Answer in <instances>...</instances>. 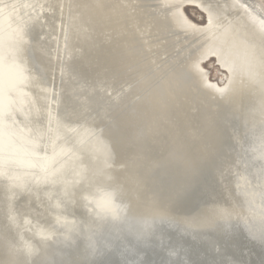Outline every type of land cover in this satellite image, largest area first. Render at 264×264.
Listing matches in <instances>:
<instances>
[{
  "label": "water",
  "instance_id": "95a60500",
  "mask_svg": "<svg viewBox=\"0 0 264 264\" xmlns=\"http://www.w3.org/2000/svg\"><path fill=\"white\" fill-rule=\"evenodd\" d=\"M5 1L11 9L7 13L0 7V105L19 103L21 94L25 103L22 112L28 119L21 124L25 132L20 134L24 130L18 124H11L0 117V188L3 189L1 194L5 208L9 211L7 215L15 216L24 231L32 233L41 242L50 244V250L56 249L66 254L74 248L81 257L94 260L110 257L119 264L122 258L142 257L148 261L162 257L172 264H195L212 259L230 260L232 264H261L264 260V241L261 239L264 236V158H261L264 145L261 144L260 137L264 133V125L259 121L254 122L251 118L252 111H241L238 120L236 116L222 114L228 139L220 144V152L211 147L205 150L209 177L204 175L203 183L196 182L185 171L179 152L175 155L169 151L163 153L161 141L151 140L149 136L145 138L139 131L135 133L133 129L127 128V135L133 142L145 148V163L149 167L144 172L139 194L125 195L118 201L122 205H128L124 222H114L110 217L105 219L98 216L96 201L103 196V192L97 191L95 187L90 188L89 182L102 179L97 175V169L104 166L102 153L106 148L86 137L81 125L93 127L97 132L100 130L98 108L102 103L95 104L89 111L83 108L73 110L71 107L56 111L52 103L47 104L45 93L32 90L15 75L12 76L9 56L15 51H27L46 70L67 73L64 61L58 57L59 50L64 53L67 50L64 38L34 27V23H30L28 19L36 16L34 12L41 6L49 7V0ZM196 9L200 12V9ZM11 11H15L16 16H11ZM18 18L22 19L15 21ZM92 22H95V26H100L101 33L98 35L90 33ZM80 26L88 30L85 32L87 43L88 40H97L96 52L92 53L90 50L85 57L98 62V50L103 51L104 44L101 43L106 41L102 24L97 15H85ZM58 28L54 27L52 30L59 33ZM48 33H52L54 38ZM87 43L80 48L84 50ZM111 57L106 55L101 58L106 63L103 67L106 70L104 78L108 77V72H117L125 65L123 60L117 59L120 57ZM58 64L63 69H58ZM215 64L217 65L216 61ZM109 83L110 81L104 80L102 88H97L98 91L104 90L106 94L112 95L115 87L109 91ZM13 84L16 87L12 88L10 94L9 88ZM42 143H50L49 149L43 150ZM37 160L41 163L33 167L31 162ZM12 161L22 163H11ZM121 163L122 160L117 155L115 164L107 171L123 179L126 172L121 168ZM45 174L48 175L47 180L43 179ZM193 176L196 178V175ZM32 187L58 201L47 225L37 221L28 213V209L22 207L19 195ZM198 188L199 196L209 198L213 205L231 213L232 229L229 232L218 233L203 224L191 220L186 222L185 218H180L178 211L175 219L162 227L157 224L152 234L145 236L137 244L135 255L124 252L122 257L119 253L123 251V246L119 241L116 243L120 246L115 250L104 246L105 240H110L117 234L113 225L125 228L127 222L135 223L137 220L150 218L153 215V200L165 204L174 214L180 200H196ZM89 192H94L95 197L86 200L85 196ZM192 209L193 206L189 208L188 214ZM128 239L135 243V237ZM92 241H97L95 252L89 247ZM170 251L177 254L169 255Z\"/></svg>",
  "mask_w": 264,
  "mask_h": 264
},
{
  "label": "bare ground",
  "instance_id": "6f19581e",
  "mask_svg": "<svg viewBox=\"0 0 264 264\" xmlns=\"http://www.w3.org/2000/svg\"><path fill=\"white\" fill-rule=\"evenodd\" d=\"M49 1V7L41 6L39 12H34L36 16L28 19L30 23H34V27L64 38L67 51L64 53L59 50L58 57L64 61L67 73L46 70L34 56L25 50H19L10 56L7 54L13 64L12 76L15 75L32 90L45 93L47 104L52 103L56 111L66 110L67 107L89 111L95 104L102 103L98 108L100 130L97 133L105 141L108 140L110 128L125 122L129 125L128 129H133L135 133H147L151 140L161 141L163 153L169 151L171 154H178L181 145L195 140L204 162L189 172V175L196 182L203 183L204 175L209 177L205 144L220 152V144L228 139L222 114L236 116L238 120L241 111L250 110L254 122L259 121L264 125L259 47V39L264 35L262 0H194L193 4L186 5L194 13L193 17L187 11L185 14L193 23L203 28H208V12L200 13L194 4L206 5L210 2L213 5V25L208 31L195 35L186 33L171 20V10L165 8L167 0ZM7 3L0 0V7L8 13L11 6ZM241 4L249 7L242 8ZM12 15L16 16L15 11H11ZM85 15H97L102 24V33L105 32L106 41L101 43L104 44L103 51L98 50V62L85 57L90 50L92 53L96 52L97 42L88 40L87 43L85 32L88 30L80 26ZM166 15L169 23H165ZM201 15L204 16L203 21L200 19ZM20 19L22 18L15 21ZM54 27H59V33L52 30ZM99 32L101 33L100 26H95V22H92L90 33L98 35ZM52 33L48 35L54 38ZM85 43L88 46L82 50L80 47ZM209 48L226 54L233 67L231 72L227 67L220 68L216 55L208 56L201 64L206 67L205 63L208 62L216 66L218 71L210 79L218 87L229 84V78L231 79V90L225 97L204 88L203 84L199 89L189 86L179 76L181 68L190 65L191 57L199 59L200 52ZM106 55L112 56L111 58L120 57L117 59L123 60L125 65L117 72H108V77L104 78L106 70L103 67L106 63L101 58ZM58 69L63 68L58 64ZM104 80L110 81L109 86L107 85L109 91L115 87L112 95L106 94L104 90L98 91L97 88H102ZM154 81L163 83L162 91L150 86ZM19 100V103L8 106L0 105V117L11 124L15 122L22 128L21 124L28 119L22 112V108H25L24 96L20 94ZM24 132L25 130L20 131V134ZM43 143L41 148L48 150L50 143ZM2 190L0 188V261L9 259V241L15 245L14 258L21 262L30 260L31 264H60L77 258L76 249L73 248L66 254L60 250H50V244H45L32 233L24 231L16 220L14 223L10 222ZM44 194L42 190L32 187L22 191L19 198L22 207L29 210L28 213L47 225L58 201ZM195 198L190 202L180 200L173 216L179 211L180 218H185L186 222L191 220L203 224L196 219H201L202 214L213 203L209 198L199 196V188ZM192 206L193 209L188 214ZM26 245L33 248L34 255L31 258L26 254Z\"/></svg>",
  "mask_w": 264,
  "mask_h": 264
},
{
  "label": "snow or ice",
  "instance_id": "6c2138e0",
  "mask_svg": "<svg viewBox=\"0 0 264 264\" xmlns=\"http://www.w3.org/2000/svg\"><path fill=\"white\" fill-rule=\"evenodd\" d=\"M194 0H167L165 8L171 10V20L175 22L179 27H181L186 33H192L193 35L203 33L208 31L213 25V17L211 10L213 5L209 2L208 4L195 3L194 6L200 9V12H208L207 25L208 28H203L198 26L197 23H193L186 13V5L193 4ZM240 7H249L247 5L241 4ZM201 21H203L204 16L201 15ZM165 23H169L167 15L165 16ZM255 47V45H253ZM259 47L261 50V90L264 92V35L259 39ZM216 55L218 58V63L220 67H227L229 71H233L232 64L229 62L228 56L220 51H213L211 48L203 50L200 52L199 59L194 56L190 58L191 63L188 66L181 68L179 76L183 83L194 86L199 89L200 85L206 89L213 90L215 93L219 94L221 97H225L229 94L231 90V79L229 78V84L224 87H218L217 83L211 82V77L213 73L217 72L215 65L208 67H202L201 64L208 56ZM171 85V81H169ZM157 89L163 90V83L160 81H154L153 85ZM16 87L15 84L9 88V93L11 94L12 88ZM261 110L264 112V98L261 100ZM86 123V121H85ZM83 134L91 139L96 140L99 144L105 145L106 150L102 153L103 155V167L97 169V175L102 177L100 180H94L89 182V187H95L97 191L103 192V196L96 201V207L98 209L97 215L105 219L110 217L114 222H124L125 213L128 208L127 204H120L118 201L122 199L125 195H138L139 190L143 185L144 172L148 165L145 161L147 159L145 155V148L143 146L136 145L133 140L127 135V128L129 125L127 122L123 124H118L114 128H110L108 131V140L105 141L101 138V135L97 133L93 127H84ZM145 138L147 133H143ZM261 144L264 145V133L260 137ZM110 144V147L108 145ZM208 145L205 144V149ZM34 151V150H33ZM181 153V162L185 171L191 172L196 169V167L204 162V157L201 155L195 140L192 142H186L178 148ZM119 155L122 160L121 168L126 172V176L121 179L115 174L108 172L107 169L112 168L116 162V156ZM261 158H264V153L261 154ZM11 163H22V161H12ZM32 166H38L41 162L39 160L31 162ZM264 171V169H262ZM40 179V177H37ZM43 179L47 180L48 175L45 174ZM178 194V193H177ZM89 197H95L94 192H89L85 199ZM151 207L153 210V215L144 219L143 221L137 220L135 223L127 222L125 228H120L118 225H113L116 228V235L110 239L105 240L104 246L109 250H115L120 245L123 246V251L119 254L124 257V252H128L135 255L137 252V244L147 235L152 234L154 227L159 224L161 227L170 223L175 217L170 212L168 207L158 201L153 200L151 202ZM231 213L226 209L219 208L215 205H210L206 213L202 214L201 222L203 225L209 229H212L218 233H227L232 229V224L230 220ZM10 222H15V216L10 215L8 217ZM223 222V223H221ZM128 237H135V243L130 241ZM264 241V236L261 237ZM120 242V245L116 243ZM97 241H92L89 245L93 252L96 251ZM15 245L11 244L9 241L8 256L7 261H0V264H31L29 261H18L14 258ZM26 254L29 258L34 255L33 248L31 245H26ZM18 251V250H17ZM219 251V249H217ZM175 251H170L169 255H176ZM77 258L69 259L60 262V264H117V261L111 259L110 257L102 260H94L86 257H81L79 253L76 254ZM55 264V262H52ZM119 264H172L171 261H166L162 257L158 260H148L145 261L141 257L140 259H127L122 258ZM195 264H232V262L225 260H207L195 262ZM264 264V260L261 261Z\"/></svg>",
  "mask_w": 264,
  "mask_h": 264
},
{
  "label": "rangeland",
  "instance_id": "374dc122",
  "mask_svg": "<svg viewBox=\"0 0 264 264\" xmlns=\"http://www.w3.org/2000/svg\"><path fill=\"white\" fill-rule=\"evenodd\" d=\"M262 1L264 2V0H262ZM187 10H188V14H189L190 16L193 17V14H194V13L192 12L191 8L187 7V8H186V11H187ZM205 66L208 67V66H211V65H210L208 62H206V63H205ZM213 75H214V73H213Z\"/></svg>",
  "mask_w": 264,
  "mask_h": 264
}]
</instances>
